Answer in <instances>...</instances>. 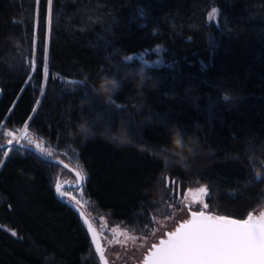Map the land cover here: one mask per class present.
Listing matches in <instances>:
<instances>
[{"label": "trees", "instance_id": "trees-1", "mask_svg": "<svg viewBox=\"0 0 264 264\" xmlns=\"http://www.w3.org/2000/svg\"><path fill=\"white\" fill-rule=\"evenodd\" d=\"M213 7L218 25L208 22ZM158 46L164 66L129 59ZM102 76L121 82L108 104L90 99ZM0 89V127L27 122L67 152L91 207L130 230L152 227L173 183L207 186L215 215L246 219L264 207V0H52L51 11L48 0H0ZM6 150L0 264H98L80 218L55 195V177L70 172Z\"/></svg>", "mask_w": 264, "mask_h": 264}, {"label": "snow or ice", "instance_id": "snow-or-ice-1", "mask_svg": "<svg viewBox=\"0 0 264 264\" xmlns=\"http://www.w3.org/2000/svg\"><path fill=\"white\" fill-rule=\"evenodd\" d=\"M52 0H48L49 8ZM39 0H37V4ZM50 22V21H49ZM43 55V79L46 83L49 74L47 42L44 44ZM35 61L33 60L32 69L35 71ZM69 83H83L82 81H69ZM89 88L93 85L89 84ZM43 86L41 94H43ZM87 96V92H85ZM101 98L98 95L90 97L92 101ZM115 97L112 99L114 100ZM39 101H37V104ZM35 111V109H33ZM7 145L8 150L4 151L7 157L9 151L17 148L20 151L37 152L47 156L50 160L54 159L52 150L45 148L41 142L34 139L28 131L27 122L17 134L16 131L8 130ZM15 141V144L13 143ZM0 147H3L0 145ZM63 164V161H60ZM78 183L73 186L76 191H83V181L86 174L76 173ZM57 192L62 198H70L73 207L81 203L71 192L61 191L59 182L55 185ZM205 189H200L201 195H193L194 200L202 198ZM206 207V205H205ZM80 216L88 224L89 231L92 233V239L96 245V251L100 260L107 264L103 249L92 230L84 214ZM15 234V233H13ZM145 264H264V212L259 216L252 213L247 215L246 219H236L230 216L214 215L204 211L193 212L191 218L182 222L174 231L167 234V238L160 240L155 245L145 259Z\"/></svg>", "mask_w": 264, "mask_h": 264}, {"label": "rangeland", "instance_id": "rangeland-1", "mask_svg": "<svg viewBox=\"0 0 264 264\" xmlns=\"http://www.w3.org/2000/svg\"><path fill=\"white\" fill-rule=\"evenodd\" d=\"M50 11H51V6H50ZM219 18H220V10L216 7H213L208 15L209 24L218 25ZM49 21H50V17H49ZM37 26L38 25H37V17H36L35 19L36 28H35L34 44H33V60L35 61V65L37 58V54H36L37 36H38ZM47 50H48V44H47ZM166 51L167 49L165 47L158 46L152 50L140 53L136 56H132L129 59L133 61L141 62L142 65L146 67H161L166 65V57H165ZM28 124L29 123H27V125ZM0 128H1L0 140L1 142H7L8 139H11V137L7 136L8 130L4 129L2 126ZM19 131H16L17 134H19ZM34 139H36L38 142H41L45 148L51 149L53 158H59V160L67 162L73 168L77 170H81V166L75 161V159L72 156L68 155L67 152L59 151L53 148L51 145L47 143L46 140H43L42 138H38L35 135H34ZM13 150L14 148L11 151H9L8 155H10ZM73 178H75V176L72 173L67 175L60 174L59 176L55 177L54 185H56V183L59 181L61 182L71 181ZM170 186L171 183L170 180L168 179L166 185L167 190H170L171 188ZM200 189H205V191L202 194V198L198 200H194L193 195H201V193L199 192ZM71 193L77 197V199L81 202L80 205L83 207V209L86 210L88 216L96 224L103 241L106 257L111 262V264H141L144 261L146 255L149 253V251L152 250L153 246L158 244L161 239L165 238L167 233L174 231L175 228L180 225V223L190 219V215L192 212L204 211L210 213L209 205L207 204L210 194L207 186L202 185L187 190H183L180 186L176 188L175 183H173V187L169 194V197L171 199L166 200L167 202L165 203L164 207H162V210H158L154 212L155 216H153L152 218V222H153L152 227L148 228L147 230H143L142 232L139 233L134 230H130L128 227H126L123 224L113 222L108 215L98 213L88 203L84 195V190L82 192L74 191ZM263 210L264 207L254 212L253 215H257ZM9 232L13 236L17 237V233L15 231L9 230ZM96 258L98 264H101L97 256Z\"/></svg>", "mask_w": 264, "mask_h": 264}, {"label": "water", "instance_id": "water-1", "mask_svg": "<svg viewBox=\"0 0 264 264\" xmlns=\"http://www.w3.org/2000/svg\"><path fill=\"white\" fill-rule=\"evenodd\" d=\"M2 97H3V91L0 89V101H1ZM13 143L15 144V142H13ZM2 149H8V145L6 144L5 146L2 147ZM33 153L37 154V155H38L41 159H43L44 161H46V162H48V163H51V164L59 165V166L63 167L64 169H66L67 171H69L70 173H72V174L75 176V178H76L75 181H66V182H61V181H59V183H60V185H61V191H64V190H67V191H76V189H75L74 187H69V186H73V185H76V184L78 183V179H77L76 173H77V172H80L81 174H84L82 170H77V169L73 168L71 165H69L67 162H64V161H63V164H61L60 161H62V160L55 159V158L52 159V160H50L47 156H43V155H41V154H39V153H37V152H34V151H33ZM86 178H87V177H86ZM85 182H86V179L83 181V189H85V187H86ZM55 195H56V197H57L58 200H60L61 202H63V203L66 204L67 206H69V207H70V208H71V209L77 214V216L80 218L81 222L83 223V225H84V227H85V229H86V231H87V233H88V235H89V237H90V240H91L92 246H93V248H94V251H95V253H96V255H97V257H98L100 263H101V264H104V262L100 260L99 254H98L97 251H96V245H95V242H94L93 239H92V233L89 231L88 224H85L84 219L80 216V213H81V212L84 214V217L87 218L89 224H90L91 227H92V230L95 231V233H96V237H97V239H98L99 242H100V247L103 249L104 257H105V260L107 261V264H111V262H110V261L108 260V258L106 257L105 249H104V246H103V241H102L101 235H100V233H99V230H98L96 224L91 220V218H90V217L88 216V214L85 212V210H84L80 205H78V208H77V207H73V203H74V202H72V201H71L70 199H68V198H62L61 195L57 192L56 187H55ZM261 212H264V210L261 211ZM261 212H260V213H261ZM192 213H193V212H192ZM192 213H191V214H192ZM260 213L257 214V215H254V216H259ZM190 218H191V215H190ZM180 224H181V223H180ZM167 234H168V233H167ZM165 238H167V235H166ZM165 238H163V239H165ZM161 240H162V239H161ZM158 244H159V243H158ZM156 245H157V244H156ZM154 246H155V245H154ZM154 246H153V248H154ZM153 248H152V249H153ZM149 252H150V251H149ZM148 254H149V253H148ZM148 254H147V255H148ZM147 255H146V257H147ZM146 257H145V259H146ZM145 259H144V261H143L141 264H145Z\"/></svg>", "mask_w": 264, "mask_h": 264}, {"label": "clouds", "instance_id": "clouds-1", "mask_svg": "<svg viewBox=\"0 0 264 264\" xmlns=\"http://www.w3.org/2000/svg\"><path fill=\"white\" fill-rule=\"evenodd\" d=\"M145 74H146V70H145ZM120 88H121L120 80L111 76H102L96 82L93 88V94L100 96L103 99L104 103L108 104L115 97L116 93ZM169 131H170L171 143L177 147H182L183 138H182V132L179 129V127L176 126L175 124H172L169 127ZM100 138L103 139L104 138L103 135H100Z\"/></svg>", "mask_w": 264, "mask_h": 264}, {"label": "flooded vegetation", "instance_id": "flooded-vegetation-1", "mask_svg": "<svg viewBox=\"0 0 264 264\" xmlns=\"http://www.w3.org/2000/svg\"><path fill=\"white\" fill-rule=\"evenodd\" d=\"M71 181H75V178H73Z\"/></svg>", "mask_w": 264, "mask_h": 264}, {"label": "built area", "instance_id": "built-area-1", "mask_svg": "<svg viewBox=\"0 0 264 264\" xmlns=\"http://www.w3.org/2000/svg\"><path fill=\"white\" fill-rule=\"evenodd\" d=\"M30 133V132H29ZM30 134H32V133H30ZM33 137H34V135H33ZM68 199H70V198H68Z\"/></svg>", "mask_w": 264, "mask_h": 264}, {"label": "bare ground", "instance_id": "bare-ground-1", "mask_svg": "<svg viewBox=\"0 0 264 264\" xmlns=\"http://www.w3.org/2000/svg\"><path fill=\"white\" fill-rule=\"evenodd\" d=\"M13 142H15V141H13ZM85 184H86V182H85Z\"/></svg>", "mask_w": 264, "mask_h": 264}]
</instances>
